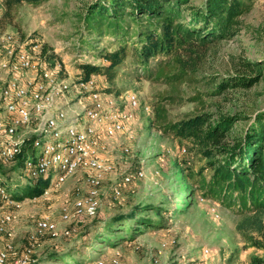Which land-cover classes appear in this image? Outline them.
Returning a JSON list of instances; mask_svg holds the SVG:
<instances>
[{
	"label": "rangeland",
	"instance_id": "1",
	"mask_svg": "<svg viewBox=\"0 0 264 264\" xmlns=\"http://www.w3.org/2000/svg\"><path fill=\"white\" fill-rule=\"evenodd\" d=\"M98 0H48L41 6L19 5L3 21L4 8L0 4V34L10 33L17 39L36 37L44 55L61 63L65 78L72 88L69 107L80 109L81 95L74 81L81 77L83 64L104 66L102 56L118 47L116 37L107 32L106 24L88 27L83 16L86 7ZM200 4L201 0H193ZM250 12L240 18L241 32L232 40L214 45L206 53L197 73L175 76L179 65L172 59L160 58L147 68L140 66L131 52L116 70L111 83L99 74L93 79L99 90L120 95L130 91L137 94L140 108L133 110L134 120L127 131L111 144V162L115 170L105 177L101 189V204L94 218L82 217L70 223L60 221L61 209L86 193L82 174L78 173L60 187L41 192L36 200L22 198L18 208L0 203V220L4 214L13 220L7 233L0 234V251L12 244L17 252L6 264H18L29 248V238L39 221L48 218L57 225V237H44L32 249L34 264H198L201 251L209 249L208 264H253L263 252L251 247L236 231L240 216L236 207L227 208L220 198L203 195L201 177L208 179L211 171L204 169V161L189 150L188 141H179L166 133L167 123L188 115L217 107L225 113H242L252 119L264 110L263 79L250 90H231L221 96H207L212 89L210 77L224 79L242 69L243 61H261L264 67V9L246 0ZM106 18V17H104ZM95 22V21H94ZM129 20L122 25H128ZM131 41L129 40V43ZM151 108V114L144 107ZM244 128V123L237 125ZM129 149V153L123 150ZM185 149V153L181 151ZM145 165L146 176L125 190L118 203H111L116 182L127 171L135 172ZM15 164L0 163V183L10 196L21 195L31 184L29 175ZM202 176H199L200 171ZM157 172L158 174H155ZM32 179V178H31ZM15 200V199H14ZM188 204V205H187ZM145 208H149L144 211ZM181 210V212H180ZM133 212L155 223L156 227L132 232V222L116 225L104 236L114 243L109 247L98 240L114 217ZM159 226V227H158ZM123 229V230H120ZM70 231L63 236V232ZM64 258L54 263L50 255Z\"/></svg>",
	"mask_w": 264,
	"mask_h": 264
},
{
	"label": "trees",
	"instance_id": "2",
	"mask_svg": "<svg viewBox=\"0 0 264 264\" xmlns=\"http://www.w3.org/2000/svg\"><path fill=\"white\" fill-rule=\"evenodd\" d=\"M47 1L2 0L3 21L19 5L41 6ZM249 12L246 0H201L198 5L193 0L95 1L87 5L83 18L88 21V27L100 24L99 33L102 24H106L107 32L116 37L118 47L102 56L106 63L102 67L81 65V77L88 80L101 74L110 83L114 81L117 68L128 57L129 44L140 70L147 68L152 61L166 58L179 65L180 71L175 76L197 73L212 46L232 40L241 32L240 18ZM126 20H129L128 25L121 26ZM261 64V61H243L242 69L234 76L224 79L210 77L208 84L212 89L202 94L221 96L231 90L252 89L263 79ZM239 123H244L241 130L237 127ZM165 132L179 141H188L189 150L204 161V169L210 170L211 174L207 180L201 177L203 195L220 198L227 208H237L240 220L236 231L248 245L263 252V256L253 259L252 263L264 264V110L250 119L242 113L229 114L217 107L215 112L202 111L169 122ZM24 161V154L18 156L14 168L21 170ZM30 181L28 190L11 197L15 200L34 198L48 186V182L41 178H30ZM127 222L130 227L132 222L135 234L156 227L155 223L138 218L130 211L127 215L114 217L98 240L109 247L114 242L110 236L104 235L112 232L115 224L124 226ZM48 259L54 263L64 260L54 254ZM70 262L81 264L80 261Z\"/></svg>",
	"mask_w": 264,
	"mask_h": 264
},
{
	"label": "built area",
	"instance_id": "3",
	"mask_svg": "<svg viewBox=\"0 0 264 264\" xmlns=\"http://www.w3.org/2000/svg\"><path fill=\"white\" fill-rule=\"evenodd\" d=\"M250 2L264 9V0ZM63 73L61 63L42 53L36 37L17 39L10 33L0 34V161L12 164L24 154L22 169L30 178L48 182L45 194L81 173L86 193L70 207L65 205L61 209L60 221L67 224L96 216L105 177L115 170L111 144L127 131L134 120L133 110L141 104L134 92L115 96L99 90L93 77L88 80L78 77L73 85L82 98L80 109L74 111L69 107L68 97L72 85L61 78ZM144 112L149 115L152 111L145 106ZM123 152L129 153V149ZM145 174L144 164L135 172L124 173L112 188L111 203H118L123 192L145 178ZM0 203L9 208L20 206L1 184ZM12 220L11 215L2 216L0 234L7 233ZM57 230V225L48 218L39 221L18 264H34L32 249L44 237H57ZM69 232H63V236L67 237ZM16 255L15 247L7 244L0 251V264ZM210 256L211 251L203 249L198 264H208ZM112 263L120 264L118 260ZM95 264L104 263L99 260Z\"/></svg>",
	"mask_w": 264,
	"mask_h": 264
}]
</instances>
